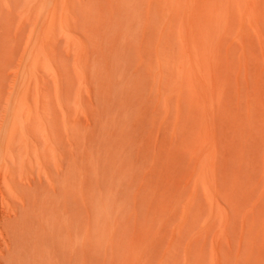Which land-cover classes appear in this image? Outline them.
Here are the masks:
<instances>
[{
	"label": "rangeland",
	"instance_id": "obj_1",
	"mask_svg": "<svg viewBox=\"0 0 264 264\" xmlns=\"http://www.w3.org/2000/svg\"><path fill=\"white\" fill-rule=\"evenodd\" d=\"M37 1L0 0V264H131L132 258L129 252L131 243L142 235L140 222L145 224L148 219L152 222L153 214L148 212V208H153L156 202H152L151 198L143 193L146 203L142 206V217L138 219L135 217V213L133 214L132 210L134 209H131L132 206H135L129 200L126 201L127 204L131 205L129 210L126 209L128 207L127 204L123 202L125 207L123 208L127 210V213H124L125 215H121L122 212L120 213L123 218H119V227L115 228L111 227V223L113 224L119 212L117 210H114V212L104 209L101 213L100 210L102 209L100 208L105 206L99 201L100 198H97L100 197L97 193L110 189L113 183L125 184L122 182L126 178L125 185L128 187L121 186L122 189L126 188H124L125 190L123 189L124 193L127 192L126 200L130 197L138 196L139 202L142 195L140 191H144L147 185H150L156 178L161 179L167 173L168 166L175 167L173 162L174 155H177L178 159L183 161L179 167V172L182 175L185 172L190 173L194 169L196 159L190 148H184L182 152L177 147L175 148V144L179 143L183 137L182 127H180L181 123L178 122L182 121V119L177 118L174 106L176 99H170V107L168 109L165 107L164 99L160 100L162 93L159 85L156 82L154 83V79L157 80L158 78L159 70L154 69L152 71L146 64L141 63L139 57L140 48L136 43L135 45L131 43L133 45L128 46V48L130 47L129 50L127 48H125L126 50L124 49L129 52L132 50L130 54L127 51L130 61L128 60L129 63L126 66L128 69L126 70L130 75L127 74L125 78L128 77L126 80L132 78L131 82L133 84L128 81L129 84L126 80L122 82L123 80L121 81V78L117 77V75L113 79L116 86L112 83V89L117 94L120 93V95L112 92L111 97H114L115 100L114 98L113 100L111 99V93L103 89L104 86L105 89L110 90L108 82L105 79V83L102 81L105 70L102 65H99V72H94L96 75L93 76V71L90 73L93 78L90 75L88 76L90 80L87 79V81L89 83L82 81L74 67L75 52L70 49L69 45H72L74 37H81L85 42H89L87 44L89 50L96 55V51L93 50L97 47V41L95 42L94 38L87 37L89 34H86V31H88L87 28L102 29L103 27L100 22V16L95 15L92 9L86 10L85 5L88 0H72V5L74 6L75 4V7H73L74 14L69 15L66 21L63 16V21L58 24L60 29L58 30L59 26L56 28L57 31L55 30L56 32L52 36L53 39L49 42V45H51L48 47V55L41 57V61L45 65L43 66L40 61L36 66H33L31 53L35 44L36 33H38V29L42 30L50 23V15L46 17V12L51 8V4L47 5L43 2L38 6H34ZM92 3H96L97 7L102 3L105 8H108L109 3H113V0H92ZM36 8L46 12L41 13ZM235 22L237 24L238 20L236 19ZM69 28L76 32H71ZM85 35L87 39H85ZM173 43L178 57L181 46L176 33H173ZM257 45L259 47V43ZM30 49V54H28ZM49 50H54L53 53L56 52L57 56ZM54 58L55 61L53 60ZM42 66L45 69L41 70ZM259 68L258 71H262L264 76L263 60L259 63ZM241 79L239 81L234 79L235 85L242 83L240 86L243 87L246 93L253 91L256 84L247 81L245 72H243ZM22 82H28V87L25 86V83L20 87ZM260 86L264 91V79ZM16 87L17 89H15ZM43 89V96L46 99H42V96H40L43 93ZM162 89L163 92H167L166 83L163 84ZM137 90L140 91L138 92ZM23 93H26V101L32 115L39 114H37L38 116L36 115L37 120L35 123L38 129L35 127V132L29 129V132H34L32 133L33 135L31 133V135L28 134L29 125L24 123L28 109L20 106L18 115L14 113L19 95ZM125 94L129 97H126ZM122 95L127 100H124L125 98H122ZM146 96L150 98L146 99ZM108 98L111 100L109 101ZM117 98L123 102L125 101V106L121 101L116 102L118 101ZM33 103L36 104L33 105ZM116 104H122L123 109L128 107L127 110H132V113L128 111L132 115L127 112L124 118H127L128 128L133 129L130 133L133 141L126 151L125 163L122 164L123 168L126 167L128 169V174L126 176L122 175L125 178L117 180L111 176L114 165H112L111 161L107 162V159H110L108 157L109 153L112 154V150L117 148V141L110 140L112 144L108 142L109 129L108 127L102 128L99 124L100 121L106 124L107 118L119 107ZM42 106H44V109L40 111ZM105 109L107 110L105 111ZM146 110L147 112H145ZM25 112L27 113L24 114ZM41 112L42 114L45 112L44 116L40 114ZM97 112L99 114H96ZM108 112L112 113L108 115ZM189 113V108L185 107L182 118L186 119ZM39 117L42 118L41 121L45 123L44 125L42 123L39 125ZM101 117L102 119L105 117V120L100 119ZM154 117L157 118L155 119ZM222 119L225 120L224 118ZM222 119L219 121L224 124L226 120L222 121ZM11 122L14 124H11ZM220 122H217V126H219L218 123ZM133 124L134 127H132ZM47 125L49 129L48 127H43ZM8 126L11 128L7 129L9 128ZM12 126L15 127L14 131ZM39 126L44 130H41ZM95 126L98 127L99 131ZM39 130L45 132L41 133ZM258 130L263 132L264 125H261ZM100 132L102 133L99 134ZM21 135L24 136L23 138L26 142L23 141ZM98 137H100L99 140ZM219 137V143L222 144H218V151H220L216 162H218V179L221 187L226 180L225 168L227 167L228 169L229 165L231 169V166L234 167L236 165L234 160V162H230V158L227 157L228 153L234 150L235 145L231 144V141H228L224 136ZM29 140L32 141L31 144H29ZM23 145H25V148ZM262 146L263 151L264 143ZM23 150H26V153ZM222 150L223 152H221ZM261 154L258 158L260 162H257L259 164L256 163L254 165L255 161H252V163L254 162L253 164L251 163L257 169H254L251 164L252 170L251 166H243L245 169V171L243 169V173L250 169L248 174L252 173L250 178L253 175L251 178L252 184L255 182L253 185L260 181L256 186L258 187V194L263 197H261L259 206L254 210L255 212L253 211L252 215L249 213V217L251 219L255 218L259 223L264 220V156L260 157ZM26 155H29V157ZM99 157L103 158V162L97 164ZM131 160L139 161L138 171L135 169L129 170L128 164H130ZM126 162L129 163L126 164ZM226 163L227 166H225ZM253 170L255 171L252 172ZM135 172H138V174L136 173V175ZM68 174L70 176H67ZM177 174L180 176L178 171ZM244 176L245 174H243ZM184 179L183 184L185 185L187 182L186 178ZM243 179H245L243 180L245 183L248 180L246 176ZM230 181L231 178L229 177L226 185ZM189 190L190 187L186 192ZM201 190L202 188H199L196 201L205 202H203L204 204L196 203L198 206L201 205L200 207L204 210L199 213L200 217L198 219L193 218L188 225V219L186 220L182 212L187 201L185 199H182L176 215H166L164 217L165 220L170 218V222L162 227V237L165 244L155 250L156 259L153 264H188L189 261L196 263L195 253H198L197 251L199 250L196 248H199V246L193 240H195L198 231L202 229V218L206 216L209 210L206 196ZM218 196H221V198L217 197L216 203L229 208L228 199L222 194ZM123 200L125 201V198ZM133 201L136 204L137 199ZM137 208L140 209L139 207ZM108 212L112 213L111 217L114 214L117 215L114 216L115 219L110 218L111 220H109L108 217L111 213ZM106 216L107 218H105ZM234 219L235 223L234 221L232 222L234 226L230 225L228 235L220 237L218 244H221L223 251H232L236 254L242 238V221L237 220L238 218ZM186 222H188V226L186 225L183 229L182 227ZM162 223L163 221L158 223V225L161 226ZM112 230L115 232V238L112 237ZM215 233L216 228L209 234L205 233L204 238L199 240V245L207 242V247L209 248H207V254L211 253L209 250H211L210 245L212 242H217L216 237L218 235ZM192 241L193 244H191ZM191 246L194 250L190 255L193 256V253L195 254L194 260L192 257L189 258V249L186 251V247L191 248ZM208 261L209 259L205 263H208Z\"/></svg>",
	"mask_w": 264,
	"mask_h": 264
},
{
	"label": "bare ground",
	"instance_id": "obj_2",
	"mask_svg": "<svg viewBox=\"0 0 264 264\" xmlns=\"http://www.w3.org/2000/svg\"><path fill=\"white\" fill-rule=\"evenodd\" d=\"M42 2L47 5L51 4L50 10L46 12L42 9L39 10V8L36 9L41 13L46 12V17L50 15V23H48L46 28L42 30L38 29V33H36L35 44L31 53V63L33 66L40 63L41 57L48 55V47L51 45H49V42L53 39L52 36L57 31L56 28H58V24L63 21V16L66 21L67 17L72 15L74 11L73 7H75V4L73 6L71 3L72 0H38L34 6L42 4ZM85 8L87 11L92 9L95 15L100 16V22L103 27L102 29L87 28L88 31H86V34H89L87 37L91 39L94 38L95 42L97 41V47L93 50L96 51V55L89 50V46L87 45L89 42L86 41V43L81 37H74L72 45H69L70 49L75 52L74 67L82 81L86 82L92 71L93 76L96 75L94 72H99V65H102L103 68H105L102 81L105 79L108 82L107 84L110 90L105 89L104 86L103 89L111 93V95L109 94L111 97L112 92H115V90L112 89L113 84L116 86L113 79L118 75L117 77H120L121 81L123 80L122 82H124L126 78H128H125V76L127 74L130 75L126 70L128 69L126 67L129 63L128 60L130 61V58L127 56L128 50L130 49L128 46L135 45V43L138 44L141 63L146 64L152 71H154V69L159 70L158 78L156 77L157 80L154 79V83H158L162 93V98H160V100L164 99L165 107L168 109L171 104L169 100L172 98L176 99V104L174 106L177 118L180 120L182 119V121L178 122L181 123L180 127H182L183 137L179 143L175 144V148L177 147L181 152L184 148H190L196 159L194 169L190 173L185 172V174L182 175L179 172V167L182 165L183 161L178 159L177 155H174L173 162L175 167L168 166L167 173H165L161 179L156 178L150 185H147L144 191H140L142 195L139 202L138 196L136 195L137 198L133 196L134 199L130 197L126 200L127 192L124 193L123 189L125 187L122 189L121 186H126V178L124 176L128 174V169L126 167L123 168L122 164L125 163L124 161L127 157L126 151L133 141L131 139L132 137H130V133L133 129L128 128L127 118L125 119L124 115H127V112L130 110H127L128 107L123 109L124 107L122 104L125 106V101L118 100L119 97L117 96L118 101L116 102L121 101L123 103L121 105L116 104V106L119 107L113 111V114H111L112 112H108V115L111 114V116L109 117L110 119L107 118L106 124L100 121L102 117L99 119L100 123H98L101 127H108L109 129L108 142L112 144L110 140L117 141V148L112 150V154L109 153L108 157L110 159H107V162L111 161L112 165H114L111 176L116 180L125 178L124 182H122L125 184L119 182V184L113 183L110 189L97 193V195L99 194L100 196L97 198H100L99 201L105 206L100 208L102 209L100 210L101 213L104 209L108 211L117 210V212H119L118 216L114 214L111 217L112 213L108 212L111 213L108 218L111 220L110 218L115 219L114 216H117L113 224L111 223V227L118 228L119 218H123V216H120V213L122 212L121 215L127 213V210L124 209L123 202L127 204L126 201L129 200V202L135 206L131 207L130 204H127L128 207L126 206V209H129V206L131 209H134L132 211L133 214L135 213L137 219L142 217V206L146 203L143 193L149 196L152 202H156L153 208H148V212L153 214L152 222H150L149 219L145 224L140 222L142 226V235L134 239L131 243V251L129 250L132 258L131 264H153L155 262V250L163 247L165 244L162 237V227L170 222V218L165 220L164 217L166 215H176L182 199L187 200L182 212L189 222H186L185 225L183 224L184 226L182 228L184 229L187 223L189 225L193 218L198 219L200 217L199 213L204 210L200 207L201 205L198 206L196 204L200 202L196 201L199 188H202L206 196L209 210L206 216L202 218V229L198 231L195 240H193L198 243L199 248H196L199 250L197 251L198 253H195L196 255L193 253V256H191L190 254H192L194 250L192 246L194 245H192L191 248L186 247V251L189 249V258L192 257L194 260L195 255V264H264V220L259 223L255 218L251 219L249 217V213L251 214L259 206L261 197H263L258 194V187L256 186L260 181L256 182V185H253L255 184V182L252 184L251 180L253 175L250 178L252 173H250V175L248 174V170L250 169L243 173L244 165L247 167L251 166L254 163H252V161H255V165L258 161L260 162L258 159L259 155L262 153L260 157L264 156V149L262 151L264 131L261 132V130H258L261 125H264V91L260 86L264 76L262 71H258V69H260L259 63L262 60L264 61V0H113V3H109L108 8H105L102 3L97 7L96 3H92V0H88ZM236 19L238 20L237 24L235 22ZM59 29L60 26L58 30ZM69 30H71V28H69ZM72 31L74 30H71V32ZM173 33H176L181 46L178 57L176 54L177 50L173 43ZM84 34L82 35L84 36ZM87 37L85 35V39H87ZM256 42L259 43V47ZM125 48L128 49V52L125 51ZM30 51L31 49L28 54H30ZM49 51L52 52V54H56V52L53 53L54 50ZM131 52H129V54ZM92 54L96 58H94ZM53 60L55 61V58ZM43 63L44 62H42V64ZM44 65L45 64H43V66ZM43 66L41 70L45 69ZM49 68H47V70H49ZM116 69H118V72ZM243 72H245L247 81L256 84L253 91L248 93L240 86L242 83H238L237 86L235 85L236 83H234V79L239 81L242 78ZM148 73L150 77V71ZM27 74L29 75V73ZM90 76L92 77V75ZM28 78H30V76H28ZM131 80L132 78L126 80V82H131ZM28 82L20 83V87H22L21 85H23V83L28 87ZM103 83H105V81ZM164 83L167 85V92H163L162 86ZM121 86L123 87V85ZM15 89H17V87ZM44 89L43 93L40 95L42 99L45 98L43 96ZM152 90L154 89L152 88ZM118 91L122 90L119 89ZM137 91L139 92L140 90ZM115 93L117 94V92ZM117 95H120V93ZM125 96L122 98L127 100L126 97L129 96ZM148 96H146V99L150 98ZM113 98L111 97L112 100ZM122 98L120 97V99ZM111 99L108 98L109 101ZM31 101L34 102L33 100ZM35 104L36 103H33V105ZM105 104L107 105V103ZM111 104L113 105V103ZM111 104L109 105L112 106ZM106 105L105 107L107 108ZM20 106L28 109V114L24 120V123L28 124L30 127L27 129L28 134L31 133L29 129L35 132L34 128H37V125L35 126L37 120L36 115L38 113L32 115L26 101V93L19 95L18 104H16L14 109L15 115H18L17 113L20 111ZM185 107H188L190 110L186 119L182 118ZM43 109L44 106L40 108V111ZM106 110L107 109H105V111ZM131 111L130 113H132ZM145 112H147V110ZM26 113L27 112L24 114ZM44 113L42 114L41 112L40 114L44 116ZM130 113L128 112L129 115H132ZM96 114L99 113L97 112ZM103 118L102 120H105V117ZM154 118L156 119L157 117ZM219 118H224L226 121L223 119L222 121H225V123L222 124ZM41 119L42 118H40L39 125L42 123ZM217 122L221 124L218 123L219 126H217ZM11 124L14 123L11 122ZM42 124L44 125L45 123ZM43 127H48L49 129L48 125ZM132 127H134V124ZM10 128L11 127L7 129ZM14 128L15 127H13V131ZM40 129L44 130L41 127ZM97 130L95 129V131ZM46 131L49 132L48 130ZM18 132L20 133V131ZM40 132L43 133L45 131ZM36 133L35 135L37 137ZM101 133L102 132L99 134ZM99 134L97 135L100 136ZM219 136H224L228 141H231V144L233 143L235 145L234 150L229 152L227 157L230 158V162L234 160L235 162H233L236 165L234 167L231 166V169L229 165L228 169L223 166L226 171V180L224 179L225 184L221 187L219 186L220 180L218 179V162H216L218 152L220 151H218V144H222L219 143ZM21 137L23 138L24 136L21 135ZM99 139L100 137H98V140ZM23 141L26 142L24 138ZM29 141V144H31L32 141ZM113 143L115 144V142ZM24 146L25 145H23V147ZM23 151L25 152L26 150ZM221 152H223V150ZM27 157H29V155ZM100 158L102 157L98 158L99 161L97 164L103 162V158L101 160ZM127 163L129 162H126V164ZM128 165L130 167L129 170L135 169L138 171L137 167H139V161L131 160ZM225 166H227V163ZM252 166L251 170L253 167L257 169L255 166ZM177 171L180 176H178ZM254 171L255 170L252 172ZM136 173L138 174V172H135V174ZM243 174H245L248 179L246 183L243 181L245 180L243 179L245 177H243ZM67 176L70 175L68 174ZM219 176H221V174H219ZM229 177L231 181L226 185V181L229 180ZM184 178H186L187 182L185 185L183 184ZM189 187L190 190L186 192ZM221 194L228 199L229 208L216 203L217 197L221 198V196L218 195ZM124 198L125 201L123 200ZM135 199H137V202L135 201L136 204H134L133 201ZM203 202L200 203L204 204ZM122 209L124 210L121 211ZM230 209L231 211L229 212ZM105 218H107V216ZM234 218H238L237 220L242 221V238L236 254L232 251H223L221 244H218L220 237L228 235L229 227L233 225L232 222L235 220ZM161 221H163V223L160 226L158 223ZM215 228V234L218 235L216 237L217 242H212L210 245L211 250H209L211 253H208V255L207 242H203V244L199 245V240L204 238L203 236L205 233L209 234L213 232ZM234 228L236 229V227ZM111 233L113 234L112 237L115 238V232L112 230ZM193 241L191 244H193ZM244 241L245 243H243ZM208 259V263H205ZM188 264L194 263L189 261Z\"/></svg>",
	"mask_w": 264,
	"mask_h": 264
}]
</instances>
